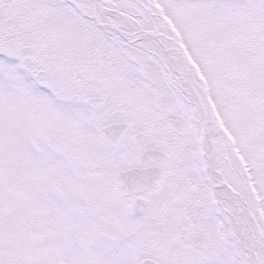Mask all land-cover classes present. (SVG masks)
I'll return each instance as SVG.
<instances>
[{
  "label": "snow or ice",
  "instance_id": "6c2138e0",
  "mask_svg": "<svg viewBox=\"0 0 264 264\" xmlns=\"http://www.w3.org/2000/svg\"><path fill=\"white\" fill-rule=\"evenodd\" d=\"M0 264H264V0H0Z\"/></svg>",
  "mask_w": 264,
  "mask_h": 264
}]
</instances>
